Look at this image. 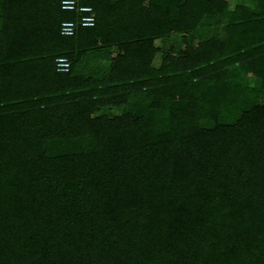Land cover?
<instances>
[{
	"label": "trees",
	"instance_id": "trees-1",
	"mask_svg": "<svg viewBox=\"0 0 264 264\" xmlns=\"http://www.w3.org/2000/svg\"><path fill=\"white\" fill-rule=\"evenodd\" d=\"M78 4L0 0V264H264V0Z\"/></svg>",
	"mask_w": 264,
	"mask_h": 264
},
{
	"label": "built area",
	"instance_id": "built-area-1",
	"mask_svg": "<svg viewBox=\"0 0 264 264\" xmlns=\"http://www.w3.org/2000/svg\"><path fill=\"white\" fill-rule=\"evenodd\" d=\"M60 8L63 10L75 11L79 17V24L83 27L92 26L94 13L90 6L78 4V0H60ZM76 25L71 21L60 23L59 32L63 36H71L76 30ZM69 63L64 58L56 59V70L58 72L68 71Z\"/></svg>",
	"mask_w": 264,
	"mask_h": 264
},
{
	"label": "rangeland",
	"instance_id": "rangeland-1",
	"mask_svg": "<svg viewBox=\"0 0 264 264\" xmlns=\"http://www.w3.org/2000/svg\"><path fill=\"white\" fill-rule=\"evenodd\" d=\"M186 36L185 35H181L178 37H173V38H169V39H161L159 40V45H161L162 47H174V48H179L184 44V40H185ZM254 76H260V72L258 70H253L251 72Z\"/></svg>",
	"mask_w": 264,
	"mask_h": 264
}]
</instances>
